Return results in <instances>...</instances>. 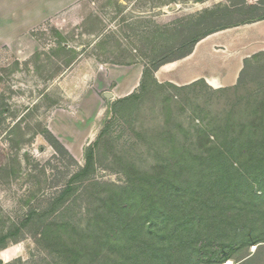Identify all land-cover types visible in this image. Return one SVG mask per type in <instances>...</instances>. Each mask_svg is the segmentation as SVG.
<instances>
[{"label": "rangeland", "instance_id": "rangeland-1", "mask_svg": "<svg viewBox=\"0 0 264 264\" xmlns=\"http://www.w3.org/2000/svg\"><path fill=\"white\" fill-rule=\"evenodd\" d=\"M227 2L0 0V236L19 227L28 209L46 208L53 201L84 165L85 149L105 126L107 131L95 146L94 170L82 185L92 180L121 184L125 170L150 171L174 144L170 134L182 143L188 139L182 128L190 123L202 125L212 114L242 107L245 92H264V82L250 79L224 90L202 84L177 90L147 83V89L139 87L136 110L118 118L111 111L106 115L109 100L103 95L83 98L60 86V77L76 64L82 73L98 65L150 66L155 48L172 41L169 26L182 18L183 29L190 16ZM19 118V129L10 134L9 128ZM44 128L59 138L68 154L52 148L42 136ZM81 190L67 200L66 211L59 210L51 218L84 223L86 193L97 198L104 190ZM35 228L29 225L0 242V264H55L54 256L38 243Z\"/></svg>", "mask_w": 264, "mask_h": 264}, {"label": "trees", "instance_id": "trees-1", "mask_svg": "<svg viewBox=\"0 0 264 264\" xmlns=\"http://www.w3.org/2000/svg\"><path fill=\"white\" fill-rule=\"evenodd\" d=\"M263 19L264 0H228L190 16L183 29L180 18L168 28L170 44L155 48L151 65H145L141 90L147 83L160 86L154 71L187 56L203 37ZM248 79L264 82V52L244 60L233 88ZM197 84L206 86L198 81L182 88ZM139 98L134 92L114 101L113 117L131 116ZM243 101L242 107L212 114L202 125L182 128L189 140L176 143L170 134L174 144L150 171L125 170L121 184L92 180L82 185L94 170L95 146L105 126L85 149L84 165L53 201L46 208L28 209L20 226L0 236V242L34 224L38 243L54 256L55 264H226L231 259L232 264H264V92H245ZM20 119L10 134L19 129ZM41 131L57 153L68 154L50 130ZM80 187L82 192L90 187L104 190L97 198L86 193L85 222L51 218L69 208L67 200ZM250 247L255 248L252 253ZM242 251L244 256H235Z\"/></svg>", "mask_w": 264, "mask_h": 264}, {"label": "crops", "instance_id": "crops-1", "mask_svg": "<svg viewBox=\"0 0 264 264\" xmlns=\"http://www.w3.org/2000/svg\"><path fill=\"white\" fill-rule=\"evenodd\" d=\"M264 52V19L213 32L198 40L187 56L161 65L154 71L160 85L182 90L203 81L212 90L232 88L237 85L244 60ZM143 64L105 68L94 66L81 72L77 64L70 67L59 79L65 92L95 99L110 93V105L131 93L138 92L144 70ZM59 139V138H58Z\"/></svg>", "mask_w": 264, "mask_h": 264}, {"label": "water", "instance_id": "water-1", "mask_svg": "<svg viewBox=\"0 0 264 264\" xmlns=\"http://www.w3.org/2000/svg\"><path fill=\"white\" fill-rule=\"evenodd\" d=\"M104 97L110 99L112 96H111L110 93H105V94H104ZM226 264H232V263H231V262H230V263L227 262Z\"/></svg>", "mask_w": 264, "mask_h": 264}, {"label": "bare ground", "instance_id": "bare-ground-1", "mask_svg": "<svg viewBox=\"0 0 264 264\" xmlns=\"http://www.w3.org/2000/svg\"><path fill=\"white\" fill-rule=\"evenodd\" d=\"M229 263H230V261H229Z\"/></svg>", "mask_w": 264, "mask_h": 264}]
</instances>
